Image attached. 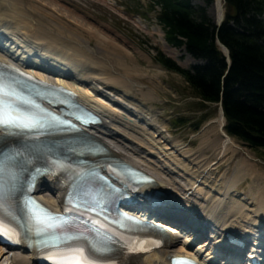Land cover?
<instances>
[{"label": "bare ground", "instance_id": "6f19581e", "mask_svg": "<svg viewBox=\"0 0 264 264\" xmlns=\"http://www.w3.org/2000/svg\"><path fill=\"white\" fill-rule=\"evenodd\" d=\"M54 2L57 1L0 0V36H6L8 38L9 35H11L14 38L13 43L19 44L20 48L23 49L22 53H26L27 56L34 54L38 56L41 55V51H46V56L52 55V61L55 60L59 62L63 69L57 70L56 73L36 63V60L32 61L30 58L21 60L15 59V57L8 53V51H5L4 47L1 45L0 59L16 62L21 67L28 70L34 68L35 70L33 72L36 75L48 80L56 79L67 87L80 91V102L89 106L103 117V123L92 129L93 134L97 136L112 154L139 166L154 176L158 183V186L154 189L162 191L167 195V198L169 197L174 200L178 207L183 210H190L191 215L198 214L200 218L199 222L201 223L200 227L203 226L210 229L209 240L207 242V246H209L210 250L214 246L222 247L224 241L221 237L227 231L241 235L255 231L260 235L258 242L261 241V244L264 245V213H262L263 215H258L255 211L257 205L260 203L253 199L251 204L252 207H254L251 210L248 207L246 208L244 204H241L240 201L234 200L231 197L229 199L228 197V195L232 193L230 192L232 187H235L239 183V179L243 177L242 175H245L243 172L246 171L244 162L243 164L241 163L240 170L238 169L239 165L236 167L233 175L228 178L225 189H223V192L220 193L219 196H217V194H210L209 192H206V194L203 193V189L199 187L200 182L196 184V178L200 177L203 173L205 174L211 171L213 164L210 163L212 160L218 162V160L223 159L226 155L232 158L239 150L242 152L244 151L231 136L226 135L223 128L225 118L221 108L217 109L219 114L208 121L212 123V126L208 129H203L202 144L194 153L180 150L181 147L178 144H175L176 146L173 145V142L170 140H167L164 144L165 148L164 146H158V142L154 139V134L148 132L150 127L156 126L153 123L154 119L152 122L144 120L136 113L137 111H134V117L133 115L131 116L130 113L132 114L133 112L130 111V108L127 106L122 105L118 100L119 98L114 99L110 96L111 91L106 92L102 90V88H106L118 91V86H125L121 77H125L129 81L135 78L132 76L133 74L130 73L131 71L129 72V70H127V64H121L118 56H114L118 58V65H120V68L122 67L121 70L123 71L120 77L115 76L117 75V69H113V65L104 57L106 54H103L104 49L106 50L108 46L106 43L107 38L105 39V36H102L103 39H100L101 37L98 38L99 41L96 39V45L99 51H97V53L99 54L90 47L88 48L92 49V51H86L84 49V47L88 46L86 40L80 38L78 33H69V30L67 32L64 27H68V25L63 27V25L53 22L55 21L54 19H56L54 17H59V14L54 16V12H50L48 15L45 12L44 8L50 7L47 4L56 7ZM53 9L57 10L55 12L61 13L60 9ZM212 9L214 21L217 22L222 19L223 0H215ZM49 15L52 17L48 19L47 16ZM80 17L84 20L83 16L80 15ZM136 22L138 23V20H136ZM96 36H98V34ZM161 40H163L165 44H163V46L161 45L163 49L166 48L164 52L166 51L167 54L169 53L168 55H170V52H168L170 51V47L162 36ZM102 48L103 51L101 50ZM182 49L186 56L190 58L185 49ZM27 63H29L30 66L26 67ZM71 68L75 71H72ZM73 72H75V74ZM91 83L98 84L99 86H92ZM162 133L163 131L158 132L156 138ZM205 145L207 146L206 148H204ZM167 149L180 150V152L184 154V158L189 159L190 164H194V172H190L191 168L181 161L173 158L170 159L172 156L168 157L170 154ZM207 152H209L210 155L203 156ZM246 152L243 153L250 157L248 151ZM208 158H211V160L205 163L199 161V159L206 160ZM180 170H182L183 175ZM175 174L179 176L180 180H184V183L175 178ZM234 181L235 184H230L234 183ZM194 184L195 186L197 185V187L192 189ZM38 185L37 188L40 197L51 206H57L58 196L60 194V184L58 181L55 178H44L41 179ZM43 186H45L47 190H50V192H44ZM261 201L264 203V198L261 199ZM238 205L240 207H238ZM260 207H264V205L260 204ZM165 214L168 216L158 217L159 220H162L166 224L173 225V228L169 229L172 234H169L170 237L167 248L162 250L161 253H153L146 256L137 264H166L165 257L168 254H177L179 252L192 254L190 251H185V248L182 247V245H190V243H192V241L186 243L188 239H184L180 243V247H174L180 239L179 233L185 231L189 234L191 232L190 230L192 229H189L188 226L190 217L186 218L182 223L180 222L182 220L179 219L182 212L179 213L178 210L172 212L166 210ZM196 221L197 220H195V222ZM197 231L199 236L204 235L201 230H196V232ZM210 237L213 239L212 241ZM195 239L196 238H194V240ZM254 240L257 239L254 238ZM194 249H196L195 254L200 256L204 255L205 251L202 250L201 247H195ZM236 253L237 252L234 254ZM8 254V251H5L0 246V259L4 256L0 264H32L31 261L33 256L30 254H15L14 252L10 257H8ZM208 255L206 256L207 259L210 257ZM219 258L223 259L222 257ZM217 261L218 260L214 257H211L212 264H220ZM208 264H210V261Z\"/></svg>", "mask_w": 264, "mask_h": 264}, {"label": "rangeland", "instance_id": "374dc122", "mask_svg": "<svg viewBox=\"0 0 264 264\" xmlns=\"http://www.w3.org/2000/svg\"><path fill=\"white\" fill-rule=\"evenodd\" d=\"M54 1H57L54 2L56 7L46 3L50 7L44 8L47 15L50 12H54V16L59 14V17H54L56 19L53 22L61 24L63 27L68 25V27H64L67 32L69 30V33H78L80 38L86 40L88 45L84 47L86 51L94 49L97 53L96 39L100 37V39H103L102 36H105L104 38H107L106 43L108 46L106 50L104 49L105 53L103 48L101 50L103 54H106L104 57L108 59L107 61L113 65V69H117V75L115 76L120 77L123 74L122 67L120 68V65H118L119 61H117L119 58L120 63L127 64L129 68L127 70L131 71L130 73L135 77L134 81L121 77L125 86H118V91L106 88H102V90L106 92L111 91L110 96L114 99L119 98L118 100L122 105L127 106L133 112L132 114L130 113L131 116L133 115L134 117V111H137L136 113L144 120L152 122L154 119L153 123L156 126L150 127L148 132L154 134V139L158 142V146H164L165 148L164 144L167 140H170L173 142V145L178 144L181 147L180 150L190 153L197 151L202 144L203 129L210 128L212 123L208 121L219 114L217 110L218 106L203 101L194 94L188 83L179 73L167 70L155 61V50H159L183 68L189 69L192 65L200 63L191 56L190 58L187 57L184 51H182V47H173L165 41L164 30L156 18L159 7L155 6L153 9L150 0ZM190 2L196 7L204 8L207 16L214 22L212 8L215 0H190ZM51 7L60 9L61 13L55 12L57 10ZM225 13L226 7L223 1V19L225 18ZM80 15L84 17V20ZM51 17V15L47 16L48 19ZM262 19L264 21V13ZM136 20H138V23ZM97 34L98 36H96ZM161 36L170 47V51H168L170 55L166 51L164 52L166 48H162L164 43L161 40ZM114 56H118V58ZM72 71L75 70L72 68ZM73 73L75 74V72ZM91 85L95 87L99 86L95 83H91ZM160 130L163 133L156 138L158 132H161ZM232 138L244 150L243 152L248 151L250 157L239 150L232 158L226 155L223 159L218 160V162L212 160L213 162L211 161L210 163L213 164L211 171L205 173L206 175L203 173L200 177L196 178V184L200 182L199 187L203 189V193L209 192L210 194H217L219 196L223 192V189H225L226 182L233 175L236 167L239 165L238 169L240 170L241 163L243 164L244 162L246 171L243 172L245 175H242L243 177L240 176L239 183L235 187H232L230 190L232 193L228 197L229 199L231 197L234 200L240 201L246 208L248 207L252 210L254 207L251 204L253 199L264 205L261 201L264 198V149H252L239 139ZM206 147L205 145L204 148ZM167 150L170 154L168 157L172 156L170 159L173 158L181 161L191 168L190 172H194V164H190L189 159H185L184 154L180 150ZM206 155L209 156L210 153L207 152L203 156ZM209 160L211 158L206 160L199 159L203 163ZM180 171L183 175L182 170ZM175 175V178L180 180L179 176ZM180 181L184 183V180ZM230 184H235V181ZM196 187L197 185L195 186L194 184L192 189ZM260 204L257 205L255 211L258 215H263L264 207H260ZM238 207L240 206L238 205ZM186 238L191 240V234L182 233L181 239ZM203 243L201 242L199 246H202ZM202 247L203 249L206 248L205 245ZM207 249H205L206 253L208 252ZM3 259L4 256L0 259V262Z\"/></svg>", "mask_w": 264, "mask_h": 264}, {"label": "trees", "instance_id": "16d2710c", "mask_svg": "<svg viewBox=\"0 0 264 264\" xmlns=\"http://www.w3.org/2000/svg\"><path fill=\"white\" fill-rule=\"evenodd\" d=\"M166 42L200 63L191 68L155 50L154 59L179 73L203 101L221 100L225 131L252 149H264V0H223L225 18L217 27L205 9L190 0H150ZM216 39L229 50L230 64Z\"/></svg>", "mask_w": 264, "mask_h": 264}, {"label": "water", "instance_id": "95a60500", "mask_svg": "<svg viewBox=\"0 0 264 264\" xmlns=\"http://www.w3.org/2000/svg\"><path fill=\"white\" fill-rule=\"evenodd\" d=\"M222 21H223V17H222V19H220L219 21L216 22V26L219 27L220 24L222 23ZM216 42H217L218 46L220 47V50H221V51L223 52V54L226 56L227 61H228V63H229L230 60H229V50H228V48H227L225 45H223V44L219 41V39H216ZM218 105H219V107L221 108V111H222V113H223V109H222V106H221V100L218 102Z\"/></svg>", "mask_w": 264, "mask_h": 264}]
</instances>
